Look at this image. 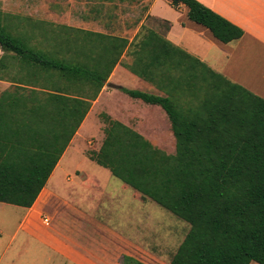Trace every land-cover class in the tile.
Listing matches in <instances>:
<instances>
[{
  "label": "trees",
  "instance_id": "16d2710c",
  "mask_svg": "<svg viewBox=\"0 0 264 264\" xmlns=\"http://www.w3.org/2000/svg\"><path fill=\"white\" fill-rule=\"evenodd\" d=\"M169 1L223 44L244 36L196 0ZM9 19L0 10V72L15 85L0 96V203L33 207L91 101L122 56L134 54L125 67L166 96L119 89L166 112L176 152L102 115L106 139L91 159L190 226L170 264H264V99L155 33L136 44L31 20L32 32H19ZM39 34L56 48L33 45Z\"/></svg>",
  "mask_w": 264,
  "mask_h": 264
},
{
  "label": "crops",
  "instance_id": "0c3cea01",
  "mask_svg": "<svg viewBox=\"0 0 264 264\" xmlns=\"http://www.w3.org/2000/svg\"><path fill=\"white\" fill-rule=\"evenodd\" d=\"M6 1L17 4L18 0ZM196 1L240 28L244 36L223 44L208 28L190 21L187 6L174 8L169 0H19L21 14L36 23L125 38L136 44L144 35L155 33L230 82L264 99V0ZM27 30L32 32L31 27ZM154 45H150V51ZM55 48L47 46L49 50ZM90 49L91 45H86V50ZM3 55L2 52L0 60ZM5 60L11 68L14 59L9 55ZM135 61L134 54L122 56L96 100L91 101L89 113L33 207L15 206L22 210L16 212L15 218L10 214L5 221L0 220V264H125V257L142 264L171 263L189 230L177 222L166 229L160 223H138L136 202L150 199L100 165L111 178L123 183L115 191L106 190L105 183H110V179L102 184L100 174H83L82 187L90 195L97 189L104 203L87 199L83 206L73 199L69 201L68 196L77 192L75 182L68 176L69 186L61 183L66 157L87 156L96 163L90 155L100 152L106 139L107 125L102 115L137 132L152 146L175 154L176 139L166 112L119 89L166 96L125 67ZM3 72L0 96L15 86L8 73ZM75 173L82 177L79 169ZM146 217L150 215L147 213Z\"/></svg>",
  "mask_w": 264,
  "mask_h": 264
},
{
  "label": "rangeland",
  "instance_id": "374dc122",
  "mask_svg": "<svg viewBox=\"0 0 264 264\" xmlns=\"http://www.w3.org/2000/svg\"><path fill=\"white\" fill-rule=\"evenodd\" d=\"M0 10L3 11L7 16H9V20L14 25H19V32H26L27 30V24H28V19L24 18L26 15L21 14L20 10V2L19 0L17 1V4L14 2L11 4L10 1L6 0H0ZM39 49L46 50L47 48V41L42 39L40 34L38 37L33 41L32 43ZM49 45V44H48ZM2 55V52L0 51V57ZM152 94V93H151ZM91 152V151H90ZM89 154V153H88ZM64 170L61 172L63 174V179H61V183L67 184V178L68 176H71L73 178V182H75V185L77 187V192L74 194V196H68L69 201H78L83 204L85 201L88 199L89 201H92L94 203H104V199H101L100 195L97 192V189L92 190L91 195L85 188L82 187V178L83 174L85 173L87 176H90L92 174L97 175L100 174V178L102 180V184H104L108 179H110V183H105L107 185L106 190H111L115 191L118 188H121L123 186V183L115 178H111L109 171L100 167L96 163H93L89 160V158L83 157V156H74L73 159L66 157L64 159V166L62 167ZM75 169H79L81 171V176H77L75 173ZM60 173V170L56 172V175L54 176V179H56L57 175ZM109 175V177L107 176ZM51 179V180H52ZM53 180L50 182H53ZM73 199V200H72ZM0 207H4L0 209V220H6L7 217L12 214V216L15 218L16 217V212L22 211L20 208L12 206H5L0 203ZM18 209V210H16ZM136 219L138 220V223H146V224H151V223H160L162 229H166L167 227L172 226L173 222H177L178 224L182 225L184 230H189L190 226L171 214L170 212L166 211L165 209L161 208L159 205H157L155 202L148 200L147 202H136ZM149 214L150 217H146V214ZM141 230V229H139ZM251 264H257L255 262Z\"/></svg>",
  "mask_w": 264,
  "mask_h": 264
}]
</instances>
